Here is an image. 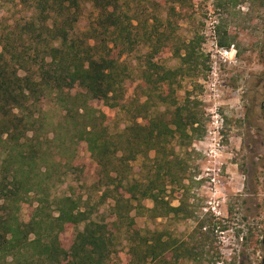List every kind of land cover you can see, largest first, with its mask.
<instances>
[{
    "label": "trees",
    "instance_id": "1",
    "mask_svg": "<svg viewBox=\"0 0 264 264\" xmlns=\"http://www.w3.org/2000/svg\"><path fill=\"white\" fill-rule=\"evenodd\" d=\"M15 1L0 0V9ZM252 1L264 8V0ZM18 2L28 5L29 15L12 24L0 21V264H112L115 247L122 242L127 264H176L185 255L193 259L191 251L164 239L161 231L136 229L131 213L144 210L141 201L150 199L153 207L147 212L153 219L187 216L186 201L180 199L172 207L165 199V181L181 184L182 179H176L184 171L178 157L166 153V146L175 139L187 144L200 139L204 124L202 113L194 109L196 102L177 106L167 86L176 84L178 76H190L191 66L196 68L194 46H185L184 56L175 50V57L187 67L183 74L184 67L171 71L153 61L168 41L156 26L160 19L154 17L150 24L149 19L129 16L126 0ZM160 2L179 15L181 0ZM85 5L95 13L85 30L78 31ZM132 28L137 29L135 35ZM137 43L146 48L142 94L127 101L132 72L120 58ZM49 105L62 113L56 123L48 120ZM166 105L173 108L168 119L160 110ZM115 119L123 127L111 130ZM81 143L98 167L86 186L95 194L103 190L99 205L107 192L112 193L109 223L98 219L90 194L54 192L65 177L79 171L75 161ZM138 157L152 172L143 181L126 183L121 169ZM26 215L27 221L22 218ZM118 223L125 234L121 243ZM67 230L71 245L64 249L60 235ZM169 250L174 258L167 262L164 255Z\"/></svg>",
    "mask_w": 264,
    "mask_h": 264
},
{
    "label": "rangeland",
    "instance_id": "2",
    "mask_svg": "<svg viewBox=\"0 0 264 264\" xmlns=\"http://www.w3.org/2000/svg\"><path fill=\"white\" fill-rule=\"evenodd\" d=\"M126 1L129 16L136 15L141 21L149 19L150 24H154V17L160 19L161 25L156 26L168 41L153 61L171 71L184 67L185 74L187 67L175 57V50L179 49L184 56L185 46H194L199 65L191 66L190 76H178L176 84L167 87L171 88L169 97L177 106L196 102L194 109L202 113L205 131L190 144L175 139L166 146V153L170 157L176 155L181 162L179 169L184 171L176 179H182L181 184L165 181V199L172 207H177L180 199L186 201L187 216L153 219L147 212L153 202L144 199V210L131 213L134 227L161 231L164 239L176 241L177 246L195 255V259L185 255L176 264H264V110L260 109L264 102V8L252 0H181L177 5L179 15H172L160 0H149L144 5ZM18 3L16 0L1 8L0 21L12 24L29 15L28 5ZM136 8L139 12L135 14ZM94 13L90 5L84 6L78 31L85 30ZM136 30L131 29L133 35ZM218 41L230 44L220 47ZM145 52L146 48L137 43L120 58L132 72L127 101L141 97L139 85ZM167 87L163 88L167 90L165 94H169ZM47 109L48 120L56 123L61 111L52 105ZM160 110L168 119L173 108L166 105ZM109 115L114 113L109 111ZM120 121L115 119L111 130L122 128ZM153 156L151 151L149 158ZM145 164L138 157L124 165L121 170L128 177L125 182L143 181L152 172ZM75 166L79 171L65 177L54 192L72 197L90 194L98 219L111 222L112 193L107 192L109 195L99 205L103 190L95 194L85 184L97 176L98 167L84 143L80 144ZM119 191L127 197L124 190ZM28 216H23V220L27 221ZM118 224L116 236L121 243L125 234ZM60 243L64 249L70 247L71 230L60 235ZM124 243L115 247L112 264H127ZM164 258L171 261L173 253L167 251Z\"/></svg>",
    "mask_w": 264,
    "mask_h": 264
},
{
    "label": "flooded vegetation",
    "instance_id": "3",
    "mask_svg": "<svg viewBox=\"0 0 264 264\" xmlns=\"http://www.w3.org/2000/svg\"><path fill=\"white\" fill-rule=\"evenodd\" d=\"M261 110H264V102L262 103V105L260 106Z\"/></svg>",
    "mask_w": 264,
    "mask_h": 264
},
{
    "label": "built area",
    "instance_id": "4",
    "mask_svg": "<svg viewBox=\"0 0 264 264\" xmlns=\"http://www.w3.org/2000/svg\"><path fill=\"white\" fill-rule=\"evenodd\" d=\"M213 182V180H211Z\"/></svg>",
    "mask_w": 264,
    "mask_h": 264
}]
</instances>
